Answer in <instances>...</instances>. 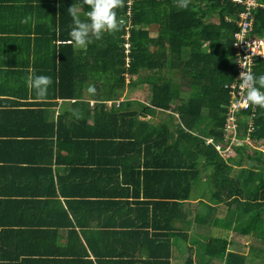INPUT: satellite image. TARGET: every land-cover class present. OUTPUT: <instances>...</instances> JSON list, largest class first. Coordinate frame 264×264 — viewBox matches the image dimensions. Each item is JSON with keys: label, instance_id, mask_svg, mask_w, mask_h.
Wrapping results in <instances>:
<instances>
[{"label": "trees", "instance_id": "trees-1", "mask_svg": "<svg viewBox=\"0 0 264 264\" xmlns=\"http://www.w3.org/2000/svg\"><path fill=\"white\" fill-rule=\"evenodd\" d=\"M6 1L12 3L9 10L18 22L9 28L0 25V41L6 42L13 38L7 35L9 31L20 32L24 41L30 43V36L19 25V17L26 11L31 12L34 6H41L40 11L43 10L45 5L41 3L45 1L51 4L53 24L37 26L36 45L44 49L48 42L60 40V43L52 46L56 52L51 59L52 68L39 69L36 75L51 77L55 83L58 81L59 88L49 87L41 100L83 98V86L90 78L95 81V91L90 97L101 100L95 106L92 124L89 123L92 116L89 101H77L73 110L61 113L57 121L45 120L43 106L49 102H21L26 106L16 111L21 119L14 126L18 131L2 133L0 138L5 145L15 148L5 152L0 161L13 162L9 166L18 169L14 173L16 176L12 177V184H8L17 189V195H24V188L30 187L26 176L32 168L43 172L50 169L52 174L51 168L42 164L59 155L60 149L66 147L65 141L71 151L79 133H83L80 136H99L104 142L111 140L116 146L129 142L126 139L131 137L129 133H133L132 144L139 148L132 158L138 164L144 156L147 167L143 171L136 170V166L131 171H122L126 176L129 172L134 177L138 174L137 184L142 179L144 192L151 198L142 203L159 205L153 212L147 210L146 225L160 223L163 230L148 236L150 246H153L147 251L149 264H171L173 235L177 237L176 264H209L213 258L222 259L224 264H259L264 261V246L261 248L263 255L254 253V258L253 249L257 246L251 242V252L245 254L236 249L238 245L229 241L224 232L215 236L212 229L204 240L199 239L197 233L191 234L189 218L192 210L181 202L190 198L193 183L200 179L201 170H205L215 189L211 190L213 203H206L196 215L199 222L222 227L234 232L235 236H249L258 245L264 244V152L244 143L237 148L239 156L232 158L235 163L230 165L213 143H207V137H213L216 143L223 140L222 128L230 100L226 84L232 82L236 74L233 42L238 13L243 6L232 0H131L130 4L129 0H122L117 12L124 23L119 31L105 33L101 39L78 52L69 35L72 17L67 9L73 3L82 7L81 18L84 19L83 14L88 10L86 0H37L40 5H31L34 0ZM260 2L264 4V0ZM1 8L0 4V13ZM129 10L131 15L127 13ZM5 16L1 15L0 21ZM253 26L256 34H263L264 5L254 9ZM154 27L156 35L151 34ZM58 67L59 71H56ZM176 69L180 71L178 76L172 73ZM142 71L146 74L142 75ZM254 73L264 74V59L257 61ZM128 76H139V81L149 85L147 103L129 98L118 103L125 88L137 86V83H130L132 80L127 81ZM28 92L26 85L18 95L21 98L25 93L24 98H29ZM31 92L34 99H39ZM107 100L113 102L108 104ZM79 104L86 110L83 116L77 115ZM147 114L159 117L162 114V117L159 121L141 118ZM249 114V111L238 114L241 133L247 132L248 122L244 119ZM69 115H72L70 120ZM254 125L252 137L256 140L264 138V108L256 106ZM9 126L13 127V123ZM140 133H150L151 138L146 140L140 137ZM143 144L154 151L143 153ZM243 155L249 158V165L237 168ZM149 158L156 162L150 163ZM30 163L40 166L33 167ZM3 167L5 165L0 168ZM8 185L0 187V203L4 210L8 208L5 203L18 202L11 199L15 193L8 189ZM174 209L177 211V225L173 223ZM9 214L6 212L4 217ZM1 224L12 228L8 221ZM180 238L190 243L185 259H182L185 253L179 245Z\"/></svg>", "mask_w": 264, "mask_h": 264}, {"label": "crops", "instance_id": "crops-1", "mask_svg": "<svg viewBox=\"0 0 264 264\" xmlns=\"http://www.w3.org/2000/svg\"><path fill=\"white\" fill-rule=\"evenodd\" d=\"M36 1L34 0V4L31 5H40ZM0 4L5 8H1L0 16L6 15L1 19L0 25H8V28L9 25L11 27L16 25L18 22L14 19L15 16L13 17L14 13L9 10L12 8L10 7L12 3L1 0ZM41 4L45 5L43 10L40 11L41 6H34L31 12L26 11L19 17V25L30 36V43L24 41L20 32L9 31L6 32L9 33L7 35L13 36V38H10L8 42L0 41V138L2 133L18 131L14 126L21 119L16 111L20 107L26 106L21 105V102H29V104L32 101L49 102L43 106L45 120L57 121L61 113L73 110V105L77 101H89L92 109L90 124L94 122L95 106L99 102L101 103V100L94 96L90 97L84 94L83 98L78 99L61 97L34 99L28 86L27 97L29 98H24L25 93L21 98L18 95L22 89H25L28 77L38 74L39 69L52 68L51 59L56 54L52 46L55 43L56 45L60 43V40L48 42L47 48L44 49L36 45L39 36L37 26L53 24L54 14L50 2L45 1ZM80 10L82 11V7ZM257 35L263 36L264 32ZM74 49L78 52L81 51L76 47ZM49 61L50 64H47ZM58 62L59 60H57ZM19 69L20 72H18ZM56 71H59V67L56 68ZM50 87L59 88L58 81L55 83L52 79ZM83 87L85 90L89 88L86 85ZM18 89H21L20 92ZM126 98L139 99L121 93L118 103ZM142 101L148 102V100ZM112 102L113 100L106 101L108 104ZM78 106L77 115H85V108L80 104ZM154 117L158 118L159 116L147 114L141 118L152 120ZM71 118L72 115H69L68 120ZM9 123H13V127H10ZM81 134L83 133H79L76 140L73 141L74 145H72L71 151L68 150L70 146L65 141L66 147L60 149L59 155L56 154L51 162L44 161L45 164L42 165L50 167L52 174L49 173L50 169L43 172L32 168L27 172L26 178L29 177L28 186L30 187L24 188V195L19 193L18 196L15 192L17 189L8 185L12 184L10 182L12 177L16 176L18 169H12L9 166V163L13 162L0 161V167L5 165L0 168V187L8 185V189L15 193L12 194L11 199L18 201L12 204L5 203L8 207L5 210L3 204L0 203V264H149L147 251L153 246H150L148 236H153L163 230L160 223L152 222L148 224L150 226H147L145 218L147 210L153 212V209L159 208V205L153 203L144 205L142 202L151 198L147 197L144 192L142 179L141 183L137 184L135 179L138 174L134 177V174L129 172L126 176L122 171L124 169L131 171L133 167L135 169V166L136 170L143 171L147 167V164L144 163H147V159L143 160V156L142 162L135 164L132 155L138 153L139 147L132 144L134 142V139L131 138L133 133H129L131 137L126 139L129 142L120 143L117 146L111 140L104 142L99 136L87 137L80 136ZM139 135L146 140L151 138L150 133H140ZM56 136L55 134L54 140L57 143ZM243 136H246V132L243 133ZM209 138L213 137H207V143H211L208 141ZM252 139L264 146V138L256 140L252 137ZM145 147L147 146L143 144V153L154 151ZM237 148L236 151L221 153V156L230 165L235 163L231 159L239 156ZM14 149L12 145L7 146L3 140H0V160L5 152ZM262 151L264 152V150ZM244 157L245 155L240 157L237 168L248 166L240 163ZM149 162L156 161L154 158L151 160L149 158ZM29 165L40 166V164L34 163ZM199 178L193 183L190 198L181 201L185 207L189 206V210H192L189 218L191 227L194 221L199 222L196 216L200 213L198 211L206 206V203H213L211 190L215 189L214 183L211 182L205 170H201ZM157 191L159 192V190ZM157 191L154 189V192ZM26 201L30 203L28 204ZM206 210H208L207 207ZM6 212L10 213L8 217H4ZM176 213L177 211L174 209L173 223L175 222L177 225ZM150 215L152 216L151 213ZM7 221L12 228H5L7 226L1 224ZM207 226L210 227V230L216 229L218 234L227 231L222 227ZM189 232L192 231L189 230ZM228 233L234 234L232 231H228ZM171 241L174 245L171 248L173 254L170 261L171 264H176L177 237L173 235ZM182 241L188 244V246L186 245L188 248L189 241L180 238V243Z\"/></svg>", "mask_w": 264, "mask_h": 264}, {"label": "built area", "instance_id": "built-area-1", "mask_svg": "<svg viewBox=\"0 0 264 264\" xmlns=\"http://www.w3.org/2000/svg\"><path fill=\"white\" fill-rule=\"evenodd\" d=\"M243 6L238 13V28L234 33L233 49L235 55L236 74L232 82L226 84L230 93V100L227 106V115L222 128L223 142H215L214 138L208 141L213 143L220 153L236 151V148L243 143H248L252 147L264 150V146L255 142L251 137V132L255 129L254 117L256 116V106L250 104L246 99V89L241 88L242 81L239 79L242 72L247 69L254 73L256 63L259 59H264V35L258 36L254 32V9L263 6L260 0H233ZM131 0H129V4ZM128 15H131L129 10ZM242 111H249L246 136L240 130V116Z\"/></svg>", "mask_w": 264, "mask_h": 264}, {"label": "clouds", "instance_id": "clouds-1", "mask_svg": "<svg viewBox=\"0 0 264 264\" xmlns=\"http://www.w3.org/2000/svg\"><path fill=\"white\" fill-rule=\"evenodd\" d=\"M88 10L81 18V10L76 4L67 9L72 17L70 38L73 46L86 49L94 40H99L105 33L119 31L124 21L118 16L117 9L121 7L122 0H86ZM187 7V4L184 5ZM24 22V21H22ZM241 88L246 89L247 101L255 106L264 108V74L256 75L250 70L241 73L239 78ZM26 84L38 98L45 97L52 84V78L45 75H32L27 78ZM89 92H94L92 86Z\"/></svg>", "mask_w": 264, "mask_h": 264}, {"label": "rangeland", "instance_id": "rangeland-1", "mask_svg": "<svg viewBox=\"0 0 264 264\" xmlns=\"http://www.w3.org/2000/svg\"><path fill=\"white\" fill-rule=\"evenodd\" d=\"M216 20V17L213 18V21ZM151 34L152 35H156V29L155 27L154 28H151ZM165 72V71H164ZM174 75L177 74L180 75V71L179 70H175L174 72H172ZM145 75L146 74V71H142V75ZM167 74V73H166ZM130 83H137V86L135 87H127L128 89L125 88L124 91H122V94H126V96H134V98H139L141 101L142 100H145L147 101V94L149 93L150 89H149V85L146 84V83H143L142 81H139V76H134V77H130L128 76L127 77V81H131ZM106 84V83H105ZM105 84H103L102 86H104ZM86 87L88 86H92L94 87L95 85V81H93V79H87V82L85 83ZM101 86V87H102ZM83 94L85 96H90L91 92L87 90H84ZM146 103V102H145ZM161 117H162V114H161ZM161 117H158V118H152L153 121H159L161 119ZM148 119V118H146ZM249 158H247L246 156L244 158L241 159L240 163L242 165H249ZM210 227L207 226V225H202L200 224L199 222H196L194 221L193 224H192V227H191V234L192 233H197V237L200 239V237L202 238L201 240H204V236H207L210 232ZM199 234V235H198ZM220 234V233H219ZM218 233H216V229H214V234L215 236H219ZM224 234L226 235V237H228V239L230 241H233L235 242L237 245L239 246H236V249L239 251V252H242V253H245V254H249L251 252V243H253V245L255 244L257 246L256 249H253V256H254V253H257V254H260V255H263V252H261V248L264 246V244H256V241H254L251 237L249 236H235L234 234L232 233H228V231H225ZM251 242V243H250ZM239 243V244H238ZM180 247L182 250H184V253L185 254H182V259H185L188 255V252H189V249L186 247V245L188 246V244L184 241H182L180 244ZM233 247V245H231ZM255 258V256H254ZM209 264H224V261L220 258H213ZM259 264H264V261L262 260Z\"/></svg>", "mask_w": 264, "mask_h": 264}]
</instances>
